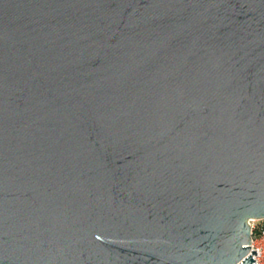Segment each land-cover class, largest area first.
I'll return each instance as SVG.
<instances>
[{
    "label": "water",
    "instance_id": "water-1",
    "mask_svg": "<svg viewBox=\"0 0 264 264\" xmlns=\"http://www.w3.org/2000/svg\"><path fill=\"white\" fill-rule=\"evenodd\" d=\"M262 219L264 0H0V264H256Z\"/></svg>",
    "mask_w": 264,
    "mask_h": 264
},
{
    "label": "built area",
    "instance_id": "built-area-1",
    "mask_svg": "<svg viewBox=\"0 0 264 264\" xmlns=\"http://www.w3.org/2000/svg\"><path fill=\"white\" fill-rule=\"evenodd\" d=\"M252 227V243L250 245L251 255L256 264H264V219L262 220H252L250 221ZM257 251L258 255H253L252 251Z\"/></svg>",
    "mask_w": 264,
    "mask_h": 264
}]
</instances>
